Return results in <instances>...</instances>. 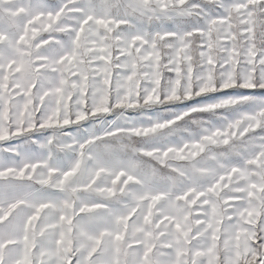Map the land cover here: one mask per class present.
I'll return each mask as SVG.
<instances>
[{"label":"rangeland","instance_id":"374dc122","mask_svg":"<svg viewBox=\"0 0 264 264\" xmlns=\"http://www.w3.org/2000/svg\"><path fill=\"white\" fill-rule=\"evenodd\" d=\"M0 264H264V0H0Z\"/></svg>","mask_w":264,"mask_h":264}]
</instances>
